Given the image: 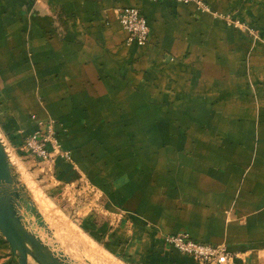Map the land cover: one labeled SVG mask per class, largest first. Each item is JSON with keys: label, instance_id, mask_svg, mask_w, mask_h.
<instances>
[{"label": "crops", "instance_id": "1", "mask_svg": "<svg viewBox=\"0 0 264 264\" xmlns=\"http://www.w3.org/2000/svg\"><path fill=\"white\" fill-rule=\"evenodd\" d=\"M202 1L210 11L0 0V137L81 235L123 264H198L169 233L264 264V0ZM129 5L149 25L144 44L126 41L117 8ZM46 121L70 157L56 156L50 176L20 149ZM0 264H17L1 233Z\"/></svg>", "mask_w": 264, "mask_h": 264}, {"label": "water", "instance_id": "2", "mask_svg": "<svg viewBox=\"0 0 264 264\" xmlns=\"http://www.w3.org/2000/svg\"><path fill=\"white\" fill-rule=\"evenodd\" d=\"M44 228L42 215L25 184L18 179L10 153L0 137V233L17 254V264H28L29 258L38 264H80L42 239L38 229Z\"/></svg>", "mask_w": 264, "mask_h": 264}, {"label": "built area", "instance_id": "3", "mask_svg": "<svg viewBox=\"0 0 264 264\" xmlns=\"http://www.w3.org/2000/svg\"><path fill=\"white\" fill-rule=\"evenodd\" d=\"M155 1V0H154ZM181 3H194L201 11H210L202 0H174ZM117 17L122 28L127 32L126 41L144 44L149 39L150 28L147 20L135 6L117 8ZM226 23L241 27L243 24L236 19L222 16ZM21 151L40 162L46 171L56 156L69 159V153L61 149L51 121L39 122L38 127L23 138ZM164 241L178 251L189 255L198 264H233L234 255L223 243L212 244L197 241L185 233H169Z\"/></svg>", "mask_w": 264, "mask_h": 264}, {"label": "rangeland", "instance_id": "4", "mask_svg": "<svg viewBox=\"0 0 264 264\" xmlns=\"http://www.w3.org/2000/svg\"><path fill=\"white\" fill-rule=\"evenodd\" d=\"M10 156L14 163L18 179L25 184L28 192L32 191V193L36 194L38 200L37 198L35 199V196L33 197L36 206L41 215L44 213L42 218L46 224V228H44V230L38 229L42 239L46 240L56 250L61 251L68 259L80 264H100L101 261L110 262L111 264H123V262L105 253L100 247L91 245V243L81 235L75 222L72 220L71 216H69L70 213L68 210L63 208L55 198H52L48 190L43 188L42 182L36 180V178L33 177L11 153ZM42 173H47L45 175L50 176V173L46 170H43ZM37 193L40 196H38ZM39 199L42 201L45 200L48 206L50 205V208L56 213L58 219L52 218V214L54 213L51 209L48 208L46 211H43L44 203H41ZM48 216L50 220H47L46 217ZM91 248L94 250L92 251Z\"/></svg>", "mask_w": 264, "mask_h": 264}, {"label": "bare ground", "instance_id": "5", "mask_svg": "<svg viewBox=\"0 0 264 264\" xmlns=\"http://www.w3.org/2000/svg\"><path fill=\"white\" fill-rule=\"evenodd\" d=\"M30 191V190H29ZM29 194H30V197H31V199H32V201L34 202V198H33V196H32V194H31V192H28ZM35 203V202H34ZM35 205H36V203H35ZM37 207V206H36ZM38 209V208H37ZM30 222V221H29ZM31 223V222H30Z\"/></svg>", "mask_w": 264, "mask_h": 264}]
</instances>
